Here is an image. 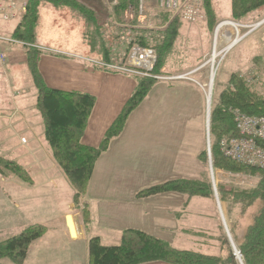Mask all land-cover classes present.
I'll list each match as a JSON object with an SVG mask.
<instances>
[{"label": "rangeland", "instance_id": "374dc122", "mask_svg": "<svg viewBox=\"0 0 264 264\" xmlns=\"http://www.w3.org/2000/svg\"><path fill=\"white\" fill-rule=\"evenodd\" d=\"M81 1L85 4L94 5L91 2L94 0ZM212 3L215 6L218 16L217 22L212 27L208 24L202 0L201 6L204 12L202 11L201 16L195 22L185 20L181 14L175 15L173 13H171L169 21L164 22L163 14H160L162 11L153 7L151 8V12H149V19L140 23L134 7H132L126 12L129 18L124 17L126 13L120 19H117L112 14V18L109 19L111 24L107 20V23H104L105 25H102L103 28L100 29L103 30L109 27L113 32L109 36L111 38L104 37L100 41L104 40L106 42V48L110 50L115 49V52L122 50L123 56H125L126 52L132 49L131 43L133 36L130 33L138 29L163 30L175 16L180 19L178 38L166 57L164 72L167 76H185L183 80L190 81L194 84L197 83L196 86L201 91L204 100L205 116L203 114H142V118L146 121L141 124L140 114L135 113L129 123V132L138 126L148 128H158V126L166 128L167 126H171L179 130V133L176 134L178 139L177 145L174 147V151L169 153V159H173L175 166L159 167L157 169V166L152 165L160 161H165V159L155 160L149 157L161 155L164 152L157 151V148L151 144H147V146L143 145L141 150H139L140 145L138 144L133 147V150L137 149L139 152L137 153L141 157L135 158L130 155L129 160L128 156L126 162L122 161L123 166H121V161L118 159L117 164L113 165V169L116 177L126 176L138 178V180L133 178V180H127L125 183L118 184V186L123 185L126 191L143 189L163 183L164 179L162 177L168 171H171V177L180 179H201L203 174L206 173L212 186L213 203L208 200L193 199L187 208H184L183 204L187 203L188 198L180 195L179 219L181 229L179 233L181 239L179 243L181 246H176V248L192 250L206 255L226 257L227 251L225 246L222 247V236L218 225L222 227L228 244L234 253L226 229L230 234L232 243L236 246L234 238L236 241L241 239L247 225L252 221L251 216L256 210L258 203L256 202L250 207L237 204H231V206L227 207V204L219 201L217 186H224L227 193L239 188L253 189L258 178L251 172H232L221 169L220 167H214L211 151V160L208 153L212 139L210 135L211 112L219 101L220 93L227 88L229 78L232 74L246 79L251 87L254 86L256 89L264 91V26L230 51L214 75L211 90L209 89L211 68L207 62L212 55L215 32L221 22L233 21L243 25L252 24L264 17V8L258 12L249 14L239 21H234L229 16L230 0H212ZM152 5L153 3H150V6ZM49 9L56 10L55 7L43 4L39 11L37 38L39 37L40 43L46 48L54 45V47L60 49L66 47L79 49L81 45L77 44L79 42L78 33L82 32L85 21L82 18V21L80 19L77 20L68 13L54 15L51 19L49 18L50 25L56 28L54 33L51 29L49 30V27H46V15ZM95 11L100 14V10ZM15 25V22L4 25L3 27L8 28H4V33L10 34ZM227 30L224 28V31L219 33L218 44L220 43L222 34ZM32 46H35L32 47L33 49L42 51L41 56L47 53L39 44H33ZM98 46L100 49L102 47L101 43ZM222 46H224L223 43H221ZM13 47L23 50L21 47ZM137 47L139 46L137 45ZM85 48V56H89L90 58L97 57L98 53L92 51V38L89 37L86 39ZM89 65L93 68L96 67L91 63ZM96 70L102 71L99 67ZM104 72H106L104 74L109 75L107 76V80L116 81V92H122L124 89H127V85H131L133 91L136 81L132 75L113 71ZM0 76L2 77L0 81V114H17L18 110L20 111L19 108H21L23 111L29 112V114H25L26 116H33V119H36L38 125L41 126V115L37 111L34 97L30 99L26 91L23 94L22 103H17V98H19L20 93L16 90V85L25 81L28 83V86H31L26 64H17L14 68L8 67L7 74L3 68H0ZM8 82L10 85H8ZM196 86L193 85L195 88ZM209 90L211 92L210 114L207 113L206 102V94ZM28 91H30V87ZM10 100H12V103ZM180 102L181 99L179 100ZM105 110L108 113L120 110V105L116 102L115 97L102 98V102H98L95 98L87 127L89 126L91 130H97L107 118L110 116L114 118L118 116V114H104L103 111ZM12 114L9 120L13 119ZM207 115H209V129H207ZM3 123L4 125L8 124L5 120H3ZM9 129L8 132L3 131L0 134V161L5 160L16 163L29 178H19L17 175H14V172V174L10 173L1 165L0 241L18 236L30 227L43 226L46 228L45 233L40 239L30 245L23 264H85L86 258L81 253L82 244L79 243L78 237L75 239L77 241L76 244L68 241L67 237L69 238V236L64 221V215H71L73 220L77 218L82 219L81 211L83 203L81 199L77 204L73 200L74 189L63 170L53 159L49 149L47 150L48 156H51L52 161L44 160L39 164L36 161L39 158V154H35V156L29 154V151L33 149L30 144L26 148V139L30 136L24 134L22 137L26 139L20 138L17 134L21 129L20 126H16L14 129L13 127H9ZM204 150L207 152L205 166L198 158V154ZM4 151H10V153L2 154ZM169 162V160L165 161L166 164ZM44 170H46L47 176L44 175ZM239 173L250 174L253 177V184H246L247 180L243 182L246 185L237 184L239 181L236 175ZM47 178H54L55 180L50 182L47 181ZM228 209L231 211L230 215ZM182 228L186 229L187 232H182ZM0 264L13 263L10 259L3 258L0 259Z\"/></svg>", "mask_w": 264, "mask_h": 264}, {"label": "trees", "instance_id": "16d2710c", "mask_svg": "<svg viewBox=\"0 0 264 264\" xmlns=\"http://www.w3.org/2000/svg\"><path fill=\"white\" fill-rule=\"evenodd\" d=\"M112 5V12L117 19L132 7L138 0H107ZM48 4L55 8H68L82 17L94 30L99 29L95 10L81 0H27L25 16L15 25L11 37L27 44H37V27L41 5ZM207 21L210 27L217 22V12L212 0H202ZM264 8V0H230L229 16L231 20L239 21L253 12ZM164 22L169 21L171 13L162 11ZM160 17V16H159ZM180 19L175 16L163 30L138 29L130 33L133 36L131 48L139 46L153 49L157 61L153 75L167 76L164 72L166 57L178 38V25ZM112 31L109 36L112 35ZM107 36L108 38H111ZM105 53L110 52L106 43H101ZM27 59V68L31 77V84L36 90V107L41 115L44 139L53 159L63 170L71 183L74 194L73 200L77 204L87 189L96 165L102 153L107 151L111 141L124 130L133 111L142 103L153 85L155 79L140 76L134 77L136 86L131 97L124 104L120 114L113 121L101 144L89 147L82 143L89 116L93 109L95 98L88 94L77 92H64L49 88L39 70V61L42 51L33 48H23ZM130 49L122 57L119 65H125ZM108 58V55L106 57ZM98 69V67H95ZM238 111L246 115H264V91L251 87L247 80L232 74L227 88L219 95V101L211 112L210 135L211 156L214 167L232 172L245 171L254 173L257 182L253 189H234L226 192L222 185L217 186L219 201L228 206L231 204L246 207L256 205L252 214V221L247 225L241 239L235 240V249L239 253L242 264H264V171L244 167L225 158L219 147L223 139L237 136L233 112ZM205 166L207 152L198 155ZM1 160V159H0ZM19 178L27 177L20 166L12 161H0L1 167ZM160 193H175L186 196L187 208L193 199L208 200L213 203V193L207 174L201 179L170 180L141 189L137 198L144 199ZM81 224L85 229L90 222L89 210L82 205ZM79 207V206H78ZM229 210V209H228ZM230 210L228 211L230 215ZM216 216V215H215ZM222 236V247H226V257L206 255L200 252L178 249L171 246L166 240L139 229L129 228L123 231L119 244L104 246L97 236L88 240V264H148L151 262H164L167 264H240L234 257L222 227L218 225ZM46 228L35 226L26 229L20 235L0 241V259L7 258L13 264H23L30 245L40 239ZM186 230L182 229V232ZM187 232V231H186ZM229 234V233H228ZM230 235V234H229ZM221 247V248H222Z\"/></svg>", "mask_w": 264, "mask_h": 264}, {"label": "crops", "instance_id": "0c3cea01", "mask_svg": "<svg viewBox=\"0 0 264 264\" xmlns=\"http://www.w3.org/2000/svg\"><path fill=\"white\" fill-rule=\"evenodd\" d=\"M91 2L94 5H86L94 10H100V14L95 11L96 16L98 14L97 23L100 26L99 29L96 30L89 26L82 17L71 9L55 8L56 10H47L46 27H49V30L51 29L54 33L56 28L55 26H51L49 21V18L51 19L54 15L68 13L71 17H74L77 20L80 19V21H82V18L85 22L83 23L82 32L78 33L79 42L77 44L81 45L79 49H70L68 47L60 49L54 47V45H51L50 48H46L40 43L41 41L39 40V37L37 38L38 44L47 52L40 58L39 70L49 88L64 92L88 94L96 98L98 102H102V98H108L110 96L115 97L116 102L120 105V110H115L111 113H108L106 110L103 112L104 114L119 115L124 104L134 92L136 85H134L133 91L131 85H127V89H124L122 92H116V81L107 80V76L109 75L104 74L106 72L96 70L89 65L90 61L87 60L119 64L123 57L122 50L115 52V49H111L109 50V53L108 51L104 53L101 51V48L99 49V43H106L104 40L100 41V39L109 36V33L111 32L109 27L103 30L100 29L103 28L102 25H105L104 23H107V20L109 21V19L112 18V5L107 0H94ZM124 17L129 18L127 13ZM113 22L115 23V21ZM108 23L111 24V21ZM89 37L93 39L92 51L98 53L96 58L85 56L86 39ZM107 55L109 59H106ZM22 63L26 64L27 67V59L24 49L22 50L11 47L8 49V59L3 70L7 74L8 67L14 68L15 65ZM28 76L31 83L29 71ZM1 80L2 77L0 76V81ZM27 84L28 83L23 81L16 85V90L20 94L23 92L21 95L19 94L17 103H22V97L26 91L28 92L30 99L31 97H34L36 103V90L32 84L31 86H28ZM8 85H10L9 82ZM193 85L196 86V84L185 80L156 82L142 103L131 114L123 132L111 141L107 151L102 153L97 160L87 193L81 197V202L85 204L89 210V226L85 229L81 224L80 218L73 220L76 237L79 238L78 241L82 244L81 253H83L86 258L85 264H88L87 247L88 240L91 237L97 236L104 246L117 245L120 242L123 231L129 228L139 229L162 238L169 242L171 246H181L179 243L181 239L179 233L181 229L179 219L180 195L175 193H160L148 198L139 199L137 198V193L141 189L126 191L123 185L118 186L119 183H125L127 180H133V178L135 179L136 177H116L113 165L117 164V160L119 159L121 161V166H123L124 164L122 165V161L126 162L128 156L129 160L130 155L135 158H140L141 155L138 154L139 152L137 149L133 150V147L139 144V150H141L143 145L147 146V144H151L157 148V151L164 153L151 156L149 157L150 159H165V161H170L167 164L165 161H160L152 166H157V169H159V167H174L173 159H169V153L174 151V147H176L178 142L176 134L179 133V130L177 128L171 126H167L166 128L162 126H158V128L138 126L136 129H132L129 132V123L135 113L140 114L141 124L146 121L142 118V114L204 115L206 110L204 111V100L201 91L197 86L195 88ZM29 87L30 91H28ZM180 99L181 102L179 103ZM10 102L12 103V100H10ZM19 109L20 111L18 110L17 114L11 113L13 116L12 120H9L11 114L7 113V109L5 110L7 114H0V134H2L3 131L8 132V130H10L9 127H13L14 129V127L20 126L21 129L19 130V133L15 130L14 132H16L20 138L24 134L30 136L28 139L24 137L22 138L26 139V148L29 144L33 147V149L29 151V154L33 156L39 154V158L36 160L37 163L41 164L44 160L52 161L50 158L51 156H48V146L44 139L42 125L39 126L38 121L36 119L34 120L33 116H26L25 114H29L28 111H23L21 108ZM113 118V116L107 118L97 130H91L88 126L82 137V143L86 146L97 148L117 116L114 119ZM3 120L8 124L4 125ZM5 153L9 154L10 151L2 152V154ZM167 156L168 158L166 159ZM170 174L171 171H168L163 175V182L180 179L173 178ZM44 175L47 176L46 170H44ZM54 180V178H47V181L50 182ZM136 180H138V178H136ZM66 216L67 215H64V221ZM68 236L69 238L67 237V239L70 243H77V241H75L76 237L71 238L69 233ZM148 264L167 263L151 262Z\"/></svg>", "mask_w": 264, "mask_h": 264}, {"label": "built area", "instance_id": "2783aa9c", "mask_svg": "<svg viewBox=\"0 0 264 264\" xmlns=\"http://www.w3.org/2000/svg\"><path fill=\"white\" fill-rule=\"evenodd\" d=\"M150 3H153V5L150 6ZM153 7H156L160 11H168L175 15L181 14L185 20L192 22H195L198 17L201 16L202 11L204 12L201 6V0H138L134 7V11L140 23L149 19V12H151V8ZM26 11L27 0H0V68L5 67L8 59V49L11 47H35L12 38V32L10 34L4 33L5 29L8 28L3 26L12 22L17 24L25 16ZM263 26L264 17L248 25L233 21L221 22L216 29L212 55L207 62L211 68L210 73H216L221 62L230 51ZM224 28L228 30L222 34L220 43L218 44L219 33L224 31ZM221 43H223L224 46L221 47ZM219 47L220 49L218 50ZM156 61L157 55L153 49L135 46L130 50L125 65L104 61H90L89 63L101 68L102 71H113L151 78L155 79L157 82L183 80V78H185V76L173 77L153 75L152 72L155 68ZM206 97L207 113L210 114V90L206 94ZM233 115L237 136L220 141L219 147L222 155L244 167L264 171V115H246L238 111L233 112ZM207 129H209L208 125ZM208 153L210 157V150ZM236 176L234 177L239 181L237 184L243 185V182L246 180V184H253V177L250 174L239 173Z\"/></svg>", "mask_w": 264, "mask_h": 264}, {"label": "water", "instance_id": "95a60500", "mask_svg": "<svg viewBox=\"0 0 264 264\" xmlns=\"http://www.w3.org/2000/svg\"><path fill=\"white\" fill-rule=\"evenodd\" d=\"M207 125L209 126V115H207ZM208 150H209V138H208ZM65 223H66V227H67V230H68L70 237L75 238L76 237V231H75V227L73 226V218L71 217V215H67L65 217ZM226 232H227L229 241L231 242L232 249L234 251V257H235V259H237L239 261L240 264H242L240 255L236 251L235 246L233 245V243L231 241V238H230V235L228 234L227 229H226Z\"/></svg>", "mask_w": 264, "mask_h": 264}, {"label": "bare ground", "instance_id": "6f19581e", "mask_svg": "<svg viewBox=\"0 0 264 264\" xmlns=\"http://www.w3.org/2000/svg\"><path fill=\"white\" fill-rule=\"evenodd\" d=\"M214 75H215V72H211V73H210V80H209V89H210V90H211L212 87H213ZM73 226L75 227L74 222H73Z\"/></svg>", "mask_w": 264, "mask_h": 264}]
</instances>
